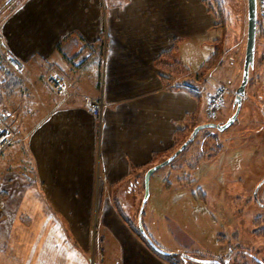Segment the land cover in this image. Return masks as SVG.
<instances>
[{
  "label": "crops",
  "instance_id": "crops-1",
  "mask_svg": "<svg viewBox=\"0 0 264 264\" xmlns=\"http://www.w3.org/2000/svg\"><path fill=\"white\" fill-rule=\"evenodd\" d=\"M2 32L38 92L30 112H16L12 99L0 103V114L17 115L19 127L0 156L2 196L19 200L0 212V264H93V253L95 264H176L140 237L123 209L101 208L93 238L91 206L126 195L113 187L133 184L135 173L207 123L214 85L240 83L238 61L215 64L222 29L208 0H24ZM257 42L253 89L264 83V36ZM171 52L188 74L159 64ZM51 73L73 96L57 94ZM84 95L103 98L101 122ZM228 101L220 122L230 118ZM255 102L264 115V98Z\"/></svg>",
  "mask_w": 264,
  "mask_h": 264
},
{
  "label": "rangeland",
  "instance_id": "rangeland-1",
  "mask_svg": "<svg viewBox=\"0 0 264 264\" xmlns=\"http://www.w3.org/2000/svg\"><path fill=\"white\" fill-rule=\"evenodd\" d=\"M23 1L10 0L0 4V34L2 36L3 23ZM208 4L217 15L222 29V35L216 41L219 51L215 64L220 60L225 63L238 61L243 68L248 26L247 0H208ZM219 6L222 13L219 11ZM258 20L261 23L260 17ZM258 46L259 42H257L256 51ZM102 48H104L103 45ZM1 51L0 55L4 57L8 65ZM23 65L22 71L9 69L5 65L15 77V84L12 87L9 86L10 92H5L3 89L5 70L0 67V93L7 100L12 99L13 108L16 112L20 110L21 113L33 110L28 104L29 97L38 92L31 83V79L26 76L24 62ZM9 81L7 80L6 83ZM253 82L254 78H250L242 109L235 123L225 131L202 130L186 151L151 176L149 197L146 202H143L144 176L150 167L138 173V178L135 173L136 179L133 184L113 187L114 193H118L117 196L125 191L126 195L123 197H117L111 201L101 198L93 200L91 206L93 238L99 219V210L113 206L125 210L127 214L124 218L131 221L140 237L145 239L138 226L141 213L145 231L151 234L150 236L162 248H179L178 252L183 255H177L185 256L186 254L187 264H195L191 257L196 253L215 257L219 264H264V115L259 110L258 103L255 102L259 98H264V83L253 89ZM240 83L232 88L227 86L236 92ZM228 99L230 100V102L227 100L228 114H231V117L236 110L235 94H231ZM261 104L264 106L263 102ZM16 116L15 119L11 117L5 120L0 114V119L6 121L11 132L12 129L19 128ZM219 117L220 115L217 121H220ZM192 131L189 130L183 140L188 139ZM211 133H214L215 136H212L214 139H209L202 151L199 144ZM203 152L209 156L199 160L197 155ZM167 157L157 159L158 161L151 167ZM137 179L140 180L139 184L136 182ZM128 186L130 190H126ZM3 199L4 204L0 212L4 209L12 211L19 203V200L7 199L6 196H3ZM131 207L132 215H130ZM91 256L92 263L95 264L96 255L93 253Z\"/></svg>",
  "mask_w": 264,
  "mask_h": 264
},
{
  "label": "water",
  "instance_id": "water-1",
  "mask_svg": "<svg viewBox=\"0 0 264 264\" xmlns=\"http://www.w3.org/2000/svg\"><path fill=\"white\" fill-rule=\"evenodd\" d=\"M247 42H246V51H245V58H244V65H243V74L242 80L237 88L236 96H235V106L236 110L234 114L225 122V123H214L208 122L197 125L190 137L186 139L181 146L172 153L169 157H167L162 162L150 167L144 176V185H145V196L144 201L146 202L149 197V184L151 176L160 168L171 164L182 152H184L189 145H191L199 133L204 129H217L218 131H225L230 128L235 121L237 120L243 105V100L246 95V88L250 79V70L254 67L255 64V57H256V45H257V33H258V15H257V0H247ZM139 230L149 245L161 254H168L166 251L159 248L154 241L149 237L147 232L145 231L142 221H141V214L139 216ZM210 263H217L215 260H210Z\"/></svg>",
  "mask_w": 264,
  "mask_h": 264
},
{
  "label": "built area",
  "instance_id": "built-area-1",
  "mask_svg": "<svg viewBox=\"0 0 264 264\" xmlns=\"http://www.w3.org/2000/svg\"><path fill=\"white\" fill-rule=\"evenodd\" d=\"M257 11L258 17H260L262 27L264 28V0H257ZM0 51L3 52V56H5L8 65L10 68L22 71L23 62L15 55L12 49L5 42L4 37L0 34ZM49 82L51 83L53 89L59 93L60 95L68 98L73 96V93H70L66 87V84L62 77H60L57 73H51L48 77ZM235 94L230 87L225 84H217L214 88L212 94L209 95L206 105V116L208 120L215 121L218 119L220 112L224 109L226 105V101L229 95ZM83 100L86 103V106L90 110V112L102 121V114L105 108V102L102 97H92L88 95L83 96ZM15 142L12 137V132L10 128L6 125V123L0 119V156ZM4 204V199L2 196V192L0 191V210L2 209Z\"/></svg>",
  "mask_w": 264,
  "mask_h": 264
},
{
  "label": "trees",
  "instance_id": "trees-1",
  "mask_svg": "<svg viewBox=\"0 0 264 264\" xmlns=\"http://www.w3.org/2000/svg\"><path fill=\"white\" fill-rule=\"evenodd\" d=\"M219 11L220 13H222V9H221V6H219ZM258 37H263L264 36V29L263 27L261 26V23L260 21H258V34H257ZM102 42L100 43V47H102ZM172 53L171 52L170 54H165L163 55V58H161L160 60V65L164 68H166L167 70H169L172 74H175V75H184V74H188L190 71L189 69H187L186 67L183 66L182 63H180L178 60H175L173 59V56H172ZM165 58V59H164ZM10 69L9 65H7V63L5 62V59L4 57H2L0 55V67L2 70H5L4 71V75L3 77L5 78V81L4 83L2 84L3 85V89H5L4 91L5 92H10V85L11 87L15 84L14 82V76L13 74L11 73V71H9L7 68ZM4 66V67H2ZM7 80H11V82L9 81L8 83ZM9 87V88H8ZM6 98L3 97V94L0 93V103L4 102ZM207 138V137H206ZM184 141V140H183ZM182 142V141H181ZM180 146V142L175 145V148L174 150L178 149ZM186 151V150H185ZM159 253V252H158ZM165 260L169 261V262H172V263H176V264H187L188 262V258L186 256H179V255H174V254H161L159 253ZM192 261L193 262H196L198 264H219V262L217 263H210L209 261L210 260H216L215 257H211V256H201V255H193L192 257ZM213 258V259H211ZM215 258V259H214Z\"/></svg>",
  "mask_w": 264,
  "mask_h": 264
},
{
  "label": "flooded vegetation",
  "instance_id": "flooded-vegetation-1",
  "mask_svg": "<svg viewBox=\"0 0 264 264\" xmlns=\"http://www.w3.org/2000/svg\"><path fill=\"white\" fill-rule=\"evenodd\" d=\"M212 136H215V135H214V133H213V134H212V133H211V134H209V135L207 136V138H206V139H214V137H212ZM215 139H216V138H215Z\"/></svg>",
  "mask_w": 264,
  "mask_h": 264
}]
</instances>
